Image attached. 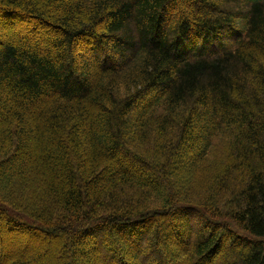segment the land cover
<instances>
[{
    "label": "trees",
    "instance_id": "trees-1",
    "mask_svg": "<svg viewBox=\"0 0 264 264\" xmlns=\"http://www.w3.org/2000/svg\"><path fill=\"white\" fill-rule=\"evenodd\" d=\"M0 264H264V0H0Z\"/></svg>",
    "mask_w": 264,
    "mask_h": 264
},
{
    "label": "rangeland",
    "instance_id": "rangeland-1",
    "mask_svg": "<svg viewBox=\"0 0 264 264\" xmlns=\"http://www.w3.org/2000/svg\"><path fill=\"white\" fill-rule=\"evenodd\" d=\"M5 25H6V24H5ZM7 26L9 27V25H7ZM18 27H21V26H18ZM8 31H9V30H8ZM10 31H11V30H10ZM10 31H9V32H10ZM12 31H13L12 33L15 32L14 29H13ZM15 33H17V32H15ZM209 164H210L211 167H213L214 164L216 165V167H218L219 162H218V161H214V160H212V161L209 162ZM220 170H221V168H220Z\"/></svg>",
    "mask_w": 264,
    "mask_h": 264
}]
</instances>
